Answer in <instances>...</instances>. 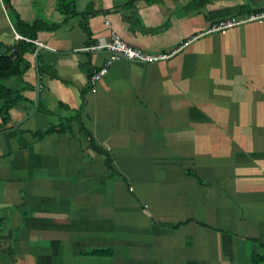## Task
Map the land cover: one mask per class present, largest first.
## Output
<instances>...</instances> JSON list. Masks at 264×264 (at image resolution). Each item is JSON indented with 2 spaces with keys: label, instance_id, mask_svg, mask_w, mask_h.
I'll return each instance as SVG.
<instances>
[{
  "label": "crops",
  "instance_id": "obj_1",
  "mask_svg": "<svg viewBox=\"0 0 264 264\" xmlns=\"http://www.w3.org/2000/svg\"><path fill=\"white\" fill-rule=\"evenodd\" d=\"M60 1L0 0V55L23 50L30 63L22 76L3 81L20 100L7 123L0 117V264L96 263L105 257L89 253L100 247H112L111 258L125 252L129 259L196 228L234 232L249 248V261L251 251L262 252L264 123L255 120L264 119V107L255 106L264 105V21L207 31L221 20L264 12V0H78L72 14ZM112 31L132 47L171 57L114 61L93 92L90 75L111 54L84 49ZM237 31L250 34L244 40ZM200 63L213 69L204 80L196 77ZM197 81L207 93L200 98L191 89ZM232 90L241 91L232 111L256 132L254 146L233 142L228 152L198 151L206 127L220 131L216 118ZM80 123L116 173L91 148ZM241 127L239 121L235 134L229 131L230 141ZM185 157L210 188L201 190L183 175ZM226 168L234 176L221 175ZM119 177L130 191L127 183L122 190ZM119 199L135 224L115 220ZM147 203L160 220L145 216ZM215 210L224 221L216 228L209 217Z\"/></svg>",
  "mask_w": 264,
  "mask_h": 264
},
{
  "label": "rangeland",
  "instance_id": "obj_2",
  "mask_svg": "<svg viewBox=\"0 0 264 264\" xmlns=\"http://www.w3.org/2000/svg\"><path fill=\"white\" fill-rule=\"evenodd\" d=\"M249 34L250 33L248 32L245 33L241 31L234 32L235 36L240 37L241 39L242 37H244V40L249 36ZM212 67L217 68L218 66H212ZM210 71H213L211 67L208 68L205 65H201L200 63L197 69L196 77L199 78L200 76V78L204 80L207 78L208 75H210ZM210 82H211V86L215 88L213 89L214 93H216V91L219 92V89H217V84L219 83V81H217V79H214L213 81ZM198 83L199 81H197L196 86L194 85V88L191 89L192 92L195 94V96H198V98H200L203 96L202 93H204L206 88L198 89ZM206 84L208 85V83ZM240 93H241L240 90L235 92H233L232 90L231 92H228V94H226V96L229 95L230 98L225 99V102L223 104L224 107L221 105L222 109L219 110L218 116L216 118L218 125L217 129L220 130L221 132L220 131L213 132L210 129V127H206V131L202 132L204 141L201 140L198 142V146H197L198 151L200 152L211 151L213 153L215 151L228 152L233 149V145H234L233 142L236 143L237 145L241 144L243 146H251V145L254 146L252 140L254 139V135H256V132L254 130L251 131L249 126L243 123L244 120L239 119L241 117V114L232 111L233 108L239 106V105H234V102L232 100L239 102L238 97ZM243 107H245V105H243L242 108ZM263 107H264L263 104H258L255 106V108H259V109ZM259 112L262 111L259 110ZM238 115H239L238 119L233 118ZM239 121L241 122L242 127L239 129V131H237L235 138L232 139V141H230L229 131H232V134H235V126ZM255 121L259 122L260 124L264 123V119H258ZM225 125L227 126L226 129H225L226 127ZM209 133L211 134V136L209 137L208 140H206L205 137L206 136L208 137ZM203 134H205L206 136ZM119 181H120L119 185H121L122 190H124V186H126V181L122 177H119ZM140 187L141 186L138 184L137 193L138 191L140 192L141 190ZM213 197L211 198L212 204L215 201L217 202V199L219 198L218 193ZM115 204L116 207H118L119 205V209H115L114 211L115 220L116 218H118L119 220H122L130 225L136 223V221H134L133 219V216L130 217L127 214V211L120 209V206L122 205L121 199L116 200ZM151 208L152 207H150L148 203L145 205L144 208L145 216L150 218L155 217L156 219H158L156 215H154L153 212L151 211ZM219 214H220L219 211L215 210L214 213L211 211V215L209 216L214 221L215 224H213V227L215 228L223 226V222H224L223 217L220 218ZM249 215H251L252 219H255V217H259L256 209L251 210ZM161 218H159L158 220H160ZM196 218L200 219L201 221L204 220L203 216L201 215ZM186 235L191 236V238L190 239L184 238V236ZM205 235H207L208 238L207 241L203 239V237L200 240V236H205ZM229 235L231 237L230 236L228 237L225 233L213 232V230L201 232L198 228L190 232H176L172 235H168L169 237L164 238L161 242L153 243L151 248L149 249L147 248L148 251L145 254H141L136 257H130L129 259H127V257H125L126 253L123 252L113 258L111 257L96 258V263L89 262L86 264H251L248 257L246 258L247 251L249 248L246 249L244 245H242L240 242L237 241L236 237H234V232L233 233L230 232ZM239 238H241L240 235ZM246 243L249 247L251 246L250 241H247ZM143 251L145 252V249H143ZM260 253H264V250ZM130 255L133 256L132 253Z\"/></svg>",
  "mask_w": 264,
  "mask_h": 264
},
{
  "label": "trees",
  "instance_id": "obj_3",
  "mask_svg": "<svg viewBox=\"0 0 264 264\" xmlns=\"http://www.w3.org/2000/svg\"><path fill=\"white\" fill-rule=\"evenodd\" d=\"M77 1L78 0H61L60 8L62 9V11L72 14L73 12H75V6H76ZM235 17L240 18L242 16H235ZM36 26L37 25H35V27ZM167 55H170V54H167ZM29 67H30V63L24 57L23 50H20V53L17 55L16 54L0 55V117L3 119L4 124L10 120L9 112L20 100V97H18L19 95H17L19 94L18 92H15L14 90L8 89L7 87H5L3 85V81L8 80L12 77L22 76ZM81 131L85 134V137L88 139L90 146L94 151L102 155H106V165H107L108 170L112 173H116L111 157L99 144L96 143L94 136L90 133V131H88V129H86V127L83 124L81 125ZM188 161L189 159H187L186 157L181 160L183 175L187 178L194 179L196 183L198 184V186L201 188V190L210 188L211 187L210 185L206 186L207 185L206 180L200 174L199 172L200 169L197 166H191L192 164L189 166L186 165ZM219 171L221 175L231 176L233 174L232 176H234V173H232L229 168L219 169ZM127 187L129 190L130 184L127 183ZM143 207L144 205L141 206V208ZM191 222H193V219H189L186 221H180L177 226L180 227L182 225H187ZM3 224H4V220L0 219V228L3 226ZM89 254L109 258L114 255V250L112 247H100V248L94 249ZM249 258L252 264L264 263V254L251 251Z\"/></svg>",
  "mask_w": 264,
  "mask_h": 264
},
{
  "label": "built area",
  "instance_id": "obj_4",
  "mask_svg": "<svg viewBox=\"0 0 264 264\" xmlns=\"http://www.w3.org/2000/svg\"><path fill=\"white\" fill-rule=\"evenodd\" d=\"M263 21L264 12L252 13L246 17L240 18L231 17L215 23L210 27L207 33L223 32L242 24ZM106 24L109 25V22L107 21ZM84 50L95 52L108 51L111 54V61L103 67L94 70L90 77V84L93 92L96 91V85L98 82L108 74L110 66L114 61L124 59L140 63H151L166 60L171 57V55L145 52L139 48L132 47L127 42H125L116 31H112L111 37L109 39L101 38L95 45L87 47Z\"/></svg>",
  "mask_w": 264,
  "mask_h": 264
}]
</instances>
